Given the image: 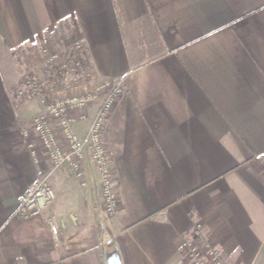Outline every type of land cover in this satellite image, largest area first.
Masks as SVG:
<instances>
[{
  "label": "crops",
  "instance_id": "obj_1",
  "mask_svg": "<svg viewBox=\"0 0 264 264\" xmlns=\"http://www.w3.org/2000/svg\"><path fill=\"white\" fill-rule=\"evenodd\" d=\"M62 19L92 76L123 82L104 123L116 210L86 152L80 180L54 173V201L15 214L35 180L20 132L33 115L0 58V264H183L195 223L228 264H264V0H0V54Z\"/></svg>",
  "mask_w": 264,
  "mask_h": 264
},
{
  "label": "built area",
  "instance_id": "obj_2",
  "mask_svg": "<svg viewBox=\"0 0 264 264\" xmlns=\"http://www.w3.org/2000/svg\"><path fill=\"white\" fill-rule=\"evenodd\" d=\"M68 67V68H67ZM65 73L72 75L73 89L69 93H60L52 87L45 90L39 98V110L22 126L20 132L25 139L31 162L35 166V180L32 188L20 198L15 214L20 218L37 215L42 208L54 201L55 191L50 183L54 173H71L82 178L81 163L88 152L89 160L100 177V199L104 213H115L117 197L114 184V172L110 167L108 150L105 145L104 123L108 118L116 99L123 89L118 80H97L89 71H85V88L77 90L80 77L76 64L63 63ZM27 88L36 86L32 77L24 81ZM22 93V89L18 94ZM49 96V97H48ZM98 101L96 110L90 117L86 132L78 135L73 130L76 117L86 119L88 102ZM42 162L45 164L42 166ZM84 186V183L81 182ZM50 232L57 233V226L50 223ZM202 227L195 223L190 236L182 243L183 264H228L214 247L204 242Z\"/></svg>",
  "mask_w": 264,
  "mask_h": 264
},
{
  "label": "rangeland",
  "instance_id": "obj_3",
  "mask_svg": "<svg viewBox=\"0 0 264 264\" xmlns=\"http://www.w3.org/2000/svg\"><path fill=\"white\" fill-rule=\"evenodd\" d=\"M76 23L72 19L64 20L44 31L41 36L29 44L15 48L11 53L0 54L2 70L8 77L10 93L14 102L23 105L29 116L34 115L40 106V95L45 94L48 87L60 93H69L73 89L72 75L65 73L60 66L75 63L80 84L77 90L85 88V71H89V62L84 44L75 34ZM36 79L32 89L25 87L28 78ZM22 89V93L18 91ZM49 97V96H48Z\"/></svg>",
  "mask_w": 264,
  "mask_h": 264
},
{
  "label": "water",
  "instance_id": "obj_4",
  "mask_svg": "<svg viewBox=\"0 0 264 264\" xmlns=\"http://www.w3.org/2000/svg\"><path fill=\"white\" fill-rule=\"evenodd\" d=\"M106 264H122L119 256L114 252L107 256Z\"/></svg>",
  "mask_w": 264,
  "mask_h": 264
},
{
  "label": "trees",
  "instance_id": "obj_5",
  "mask_svg": "<svg viewBox=\"0 0 264 264\" xmlns=\"http://www.w3.org/2000/svg\"><path fill=\"white\" fill-rule=\"evenodd\" d=\"M64 20H65V19H62V20H60V22H63ZM60 22H59V23H60ZM110 245H111V244H110ZM108 247H109V245H108ZM111 247H113V246L111 245ZM104 251H105V250H104ZM104 251H103V252H104ZM107 252H110V251L107 249L106 252H104V253H107ZM115 254L118 255L117 252H116ZM108 255H110V254H106V255L104 256L105 264H106V258H107Z\"/></svg>",
  "mask_w": 264,
  "mask_h": 264
}]
</instances>
